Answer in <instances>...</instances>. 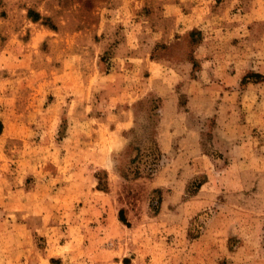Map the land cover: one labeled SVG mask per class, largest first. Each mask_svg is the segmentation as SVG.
<instances>
[{
    "label": "rangeland",
    "instance_id": "374dc122",
    "mask_svg": "<svg viewBox=\"0 0 264 264\" xmlns=\"http://www.w3.org/2000/svg\"><path fill=\"white\" fill-rule=\"evenodd\" d=\"M35 251L264 264V0H0V264Z\"/></svg>",
    "mask_w": 264,
    "mask_h": 264
},
{
    "label": "crops",
    "instance_id": "0c3cea01",
    "mask_svg": "<svg viewBox=\"0 0 264 264\" xmlns=\"http://www.w3.org/2000/svg\"><path fill=\"white\" fill-rule=\"evenodd\" d=\"M35 215L36 216L28 215L27 218H25L26 221H24V222L28 223L29 219L34 218L33 219L34 221L38 222V224H42V222L44 221L42 219L43 215L42 214H35ZM39 235H41L43 237L46 234H39ZM44 248L45 247H42L39 250L44 249ZM34 255H37V256L33 257V260L30 263H28L27 261H20V264H53V263H51V260H52V258L55 257V256H53L54 255L53 253L49 254V253H46L44 251H41V252L35 251Z\"/></svg>",
    "mask_w": 264,
    "mask_h": 264
},
{
    "label": "trees",
    "instance_id": "16d2710c",
    "mask_svg": "<svg viewBox=\"0 0 264 264\" xmlns=\"http://www.w3.org/2000/svg\"><path fill=\"white\" fill-rule=\"evenodd\" d=\"M28 16L31 17L32 20H34V21H37V20L40 18L39 13L36 12V11H34V10H32V9H29V10H28ZM119 217H120L121 220L124 221V218H123L121 212H120V214H119Z\"/></svg>",
    "mask_w": 264,
    "mask_h": 264
}]
</instances>
